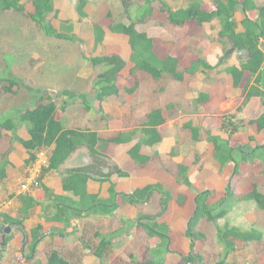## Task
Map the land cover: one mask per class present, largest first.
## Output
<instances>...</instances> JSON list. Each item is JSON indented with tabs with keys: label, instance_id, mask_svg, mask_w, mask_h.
I'll use <instances>...</instances> for the list:
<instances>
[{
	"label": "trees",
	"instance_id": "16d2710c",
	"mask_svg": "<svg viewBox=\"0 0 264 264\" xmlns=\"http://www.w3.org/2000/svg\"><path fill=\"white\" fill-rule=\"evenodd\" d=\"M22 0H0L1 15H21L34 28L46 37H53L56 40L76 42L79 40L75 34H68L56 28L53 24V18H58V11L55 8V0H29L33 6V12H27L25 6L21 4ZM125 14L129 19V24H111L109 30L115 35H122L127 38L130 47V62L133 67L130 69V76L136 82L132 89L125 90L129 93L134 92L141 87L142 80H154L163 82L165 79H171L177 82H184L185 76L194 78L202 71L218 70L229 59L227 52L235 44L236 52L246 50L248 55L239 61L238 65L229 66L224 71L231 75L234 86L238 88L245 80L246 74H249L248 83L244 87L245 101L253 97L262 98L264 108V93L259 89L261 85L262 73L264 70V2L260 0H211L215 9L211 12L204 11L200 4L194 3L182 11L174 9L165 1L161 3L160 12L167 16V24L174 28H183L189 22H196L203 27L205 24L219 21L220 31L218 33V42L224 47V56L217 65H210L205 60L195 61L189 68L181 70V60L168 56L160 58L154 52V39L148 34L140 32L137 27L139 24L154 19L155 7L152 5L154 0H120ZM88 0H79L78 14L80 17H86V8ZM240 12L244 19L241 26L244 32H237V22L235 15ZM258 12L256 20L249 18L248 13ZM96 44L104 40L105 30L98 24L93 26ZM227 47H230L227 48ZM89 62L94 67L103 66L105 70L98 74L93 82L94 96L93 101L90 95L66 90L63 95L70 100H81L83 109L91 112L93 102L100 104L106 100L120 98L122 91L117 85L119 75L127 68V62L118 55L93 57ZM5 74L0 75V92L4 95L16 96L22 88V83L17 78L12 77V72L7 65ZM144 73L147 76L140 77ZM209 101V95L200 93L199 105ZM68 104V102L66 101ZM63 108V107H62ZM173 107L154 108L145 115V121L139 125V129L122 130L109 138H101L97 132L91 129H70L66 130L61 119H59L60 108L57 101L49 94L41 95L34 105L26 109L18 118L0 120V147L10 144L7 152L0 156V181L6 178V166L9 164L8 155L12 152L14 142L20 143L28 152L29 159L27 165H32L37 161L38 155L54 147L47 167L42 169L40 177V188L44 190L45 202H39L29 195L19 197L22 208L19 216L13 218L8 214L0 212V228L2 226H11L13 228H22L24 230L25 222L30 218L31 212L36 207H42L45 220L49 223L62 224V228H55L50 235L52 240L59 239L64 242L69 236V230L76 233L78 220L85 219L92 214H112L119 204L118 197L124 204L131 205L138 212V217L133 220H123L122 228L109 234L95 233L98 243L95 246L85 244V249L92 252L93 256L100 260L110 257L115 250L114 241L123 236H130L132 230L141 229L148 237H158L161 241L155 249H148L151 256L149 262L140 263L137 257L131 253L129 255L133 264H165L166 255L171 253V231L168 225L159 224L169 209V204L173 200V192L166 189L163 184H150L137 189L131 194L119 193L116 185L112 182L114 177L125 178L129 174L118 166H111L108 162L106 150L110 145H122L133 142L135 137L140 134L141 139L131 148L129 155L133 163L141 168L149 165L155 156H147L142 153L143 147H152L163 141V137L158 128L167 123L171 117L170 113ZM102 113V108H100ZM169 115V116H168ZM104 117V115L102 116ZM22 122H28L27 131L30 135L29 140L19 138L18 131L22 128ZM242 125L243 122H241ZM248 125L255 126L258 133L264 130V111L257 119L248 122ZM222 129L230 137V132L223 124ZM192 138L195 142L200 140V129L190 128ZM208 142L213 145V159L222 171L227 165H234V176H240L247 182L250 174L240 172L242 165H263V170L258 175H252L248 180L252 185V192L242 196H237L232 187H228L224 198L216 203H210V200L216 198L213 191L206 190L195 194V211L188 223L186 237L190 240V252L182 257L181 264H208L206 257L201 252H196L197 243L207 239V235L197 229L200 222L204 220L209 225H218L219 220L226 218L229 213V202L249 201L256 202L258 208L264 211V192L261 188L264 186V144L251 147L249 144L233 145L231 138L223 141L221 138L207 134ZM81 148H86L89 152L91 162L87 165L67 171L63 176V189L65 192H72L79 200L69 197L59 196L49 190L42 179L48 171H57L69 159V157ZM175 153L172 152L171 156ZM198 159V158H197ZM165 167V166H164ZM189 167L179 164L176 166L174 177L181 190L178 192L177 202L181 206L187 201V196L193 191V186L189 178ZM89 180H98L111 183L110 199L102 200L99 195L88 193L87 183ZM159 198V211L156 213H143V208L150 205L155 198ZM42 225L31 231L32 245L30 248L29 259L37 255L36 247L48 236L44 234ZM0 255L8 247L12 236L0 233ZM81 238V237H80ZM216 244L219 249L218 259L214 264H231L229 257L241 247L248 246L263 241V233L257 228L244 229L240 226L226 225L223 228L216 227ZM27 241V236L26 240ZM53 241V242H54ZM26 244V242H25ZM24 244V245H25ZM39 264V262L37 263ZM46 264H71L63 257L59 250L52 248L47 256ZM117 264H122L119 258Z\"/></svg>",
	"mask_w": 264,
	"mask_h": 264
},
{
	"label": "rangeland",
	"instance_id": "374dc122",
	"mask_svg": "<svg viewBox=\"0 0 264 264\" xmlns=\"http://www.w3.org/2000/svg\"><path fill=\"white\" fill-rule=\"evenodd\" d=\"M165 1L174 10L185 9L190 5L188 0ZM21 4L25 6L27 12L30 13L34 11L29 0H22ZM78 4L79 0H55V8L58 11V18H53L52 20L54 26L61 29L62 32L75 34L79 39L76 42L61 41L56 40L53 37H46L37 31L34 26L21 15L8 14L0 16V75L6 73V66L8 65L10 71L12 72V77L17 78L22 83V88H20L18 95L16 96L4 95L0 92L1 121L10 118H18L21 113L34 105L36 100L41 95L49 94L58 103L60 108L59 117L61 116V121L65 127L70 129H80L78 127L83 128L84 126L89 125L90 127L104 130L102 124H105V122H102V124L87 122L88 112L83 109L82 103H80L81 100L76 99L69 101V99L63 95L64 91L70 90L81 94L90 95L89 101H93V82L98 74L105 70V67H94L89 62V60L93 57L102 56L119 55L125 58L128 65L117 79L118 87L123 90L122 95L120 98L110 101L108 100L109 108H113L114 112L116 113L113 115H107L104 110L102 113L98 112L99 104L98 102L94 103L95 109L97 108L95 110L96 113L94 114L98 116L99 120L104 115L105 121L107 123L109 121H113L115 124L117 121H119L117 117H122L121 112H124V115H126L125 112L129 111V120H131L130 124L137 125L141 123L143 120L142 115L136 117L131 115V108H134L133 102L131 100L134 98V95H137L139 100H142L143 96H145V98L151 103H163L164 106L169 103L171 98L170 92L171 90H174V87L171 85V79H165L162 83L154 80L141 79L142 83L139 89L134 92H130V94L125 92V90L132 89L136 82V80L131 77L129 73L130 69L133 67V64L130 62L128 41L126 37L122 35H115L109 30V26L113 23H130L127 15L125 14L121 1L88 0L86 17L79 16ZM152 5L155 7L154 19L146 22L145 24H139L137 29L140 32L146 33L152 37L156 42L157 51H160L164 55L170 54L175 49H177V47H179L178 43L183 45V42L190 36V33H195L193 36L196 37L205 31V29L202 28L198 29L195 22L190 23L189 26L184 29L172 28L167 24V15L160 12V1L154 0ZM205 5V9L207 10H211L213 7L215 9L213 2L210 0L206 1ZM250 15L253 17L254 13H251ZM240 19H242V14L238 12V27L241 26L239 21ZM215 21L217 22L214 23V25H210L212 26L210 27V32H214L218 27H220L219 21ZM96 24L100 25L106 32L104 40L100 44H96L95 34L93 31V26ZM227 48L230 49V47ZM228 52V58H239L238 52L235 51L232 54H228ZM244 57L245 56H243L242 59ZM143 76L146 77L147 75L141 73L140 77ZM215 78L216 77L212 75L209 76L207 80L212 81ZM66 101L68 102V106H65ZM242 105H240L238 111L242 108ZM225 114L226 115L221 118V124H224L226 128L232 132V136L230 137L224 132L222 128L218 131L224 136L233 139L231 141L233 145H237L241 142L244 144H249L250 146L254 145L251 140V136L255 137L256 128L254 126L250 128V125H248V123L246 124L245 121L236 120L232 114L228 113V111ZM241 122H243L244 125H242ZM21 127L27 129L28 122H22ZM165 130L166 127H164L163 132H165ZM201 132L202 134L200 135V142H198L199 144L202 141H206L207 139V134H204V130ZM138 137L140 138V136ZM190 142L193 143L189 138L188 144H185L183 148L187 149ZM195 143L192 145L198 149L201 144L199 145L197 142ZM4 149L7 148L0 147V154ZM212 149L213 146L210 144L207 153L205 152L207 157L205 156L202 161V156H198L200 154L196 155L194 153L193 159L195 162H193L192 165L199 166L202 164L204 168H211L212 155L210 152ZM108 162L111 166H115L112 165L109 157ZM36 163L37 161L32 164V167L27 173H24L25 176L29 178L28 181L30 180L31 175L42 173V169L44 167L43 164L40 163L37 165ZM262 168L263 165L257 164V166L252 168L253 171L250 172L248 168L242 167L241 172L250 174L249 176L251 177L252 175L260 174L262 172ZM199 177L200 176L197 175V178ZM250 177L248 178L250 179ZM248 178L246 182L243 180L244 178L241 179L239 176H233L230 181L228 180L229 183L226 184L225 189H223V191L220 193L217 190L212 189L217 185L213 186V184L210 183L208 186V188H210L209 190L216 194V198L214 200H210V203H216L218 200L224 198L228 187H232L235 190L237 196H242L252 192V185L248 181ZM35 182L29 186V191L40 189L41 182ZM261 182L263 183L264 179H262ZM24 183L18 184V189L14 192L19 191L20 187H22ZM195 186L196 187L193 188L192 196H195L196 193L201 192L204 189L201 188V184L198 181H196ZM176 188L177 192L176 190H172L173 200L169 204V206L172 204L173 209L168 210L166 212V216L169 217V212L171 214V212H173L172 210H174V216L178 217L181 212H185L186 218H191L195 211V203L193 200L191 201L192 196L189 198L191 193L187 196L186 203L181 206L177 202L178 192L180 189L178 183L174 189ZM261 190L264 192V186L261 188ZM15 195L16 193H14V196ZM158 199V197L155 198L151 204V207L147 209L148 211L153 213L152 210H155L154 207L157 206V208H159ZM236 199L229 202V213L226 218L219 220L217 226L223 228L229 224L232 226H240L244 229L257 228L263 233V241L260 243L253 242L248 246L241 247L229 257L228 262L231 264H264V211L260 210L256 202L253 200L237 201ZM2 202L3 201H0V203ZM19 211V208H15L14 212L16 215H14L18 217ZM166 216H163V218L167 219ZM174 218L175 217H173V219ZM109 224L112 230H115L119 227V223L116 219H112ZM217 226L209 225L204 220H202L197 227L199 231L204 232L207 235V239L203 242L197 243L196 252L203 253L208 264H214L218 259L219 249L215 238ZM5 227L9 226L5 225ZM81 228L82 229L76 233V240H74L76 247L70 246L61 251L59 250L61 255L65 257L71 264H117V260L119 258L122 260V264H133L129 257L131 253L137 257L140 263H146L151 260V256L148 251L150 248V239L145 233H142V231L136 230L131 233L132 237L144 234V240L141 241V244L143 245L140 248H138V243H135L129 239L131 236L124 237L122 240L114 241L115 248L117 245L121 244V242L124 244L129 243L128 247H126L128 250L123 251L121 246H119L112 252L110 257L104 259V261H100L93 256L92 252H89L85 249V244L95 246L98 243V240L95 238V233L102 232L101 230L105 228V224L102 222L95 223L94 225L87 223ZM25 233L27 234V241H24L22 234L15 231L13 228L10 234L11 236H14V238L16 237L15 241L12 242V245L9 243L6 250L1 252L0 264H37L38 262L39 264H46L47 256L50 251L43 250L42 247L34 258L29 259L30 252L28 251L31 244V236L28 235L27 232ZM183 235L184 234L181 235L182 238ZM184 238H186V236H184ZM145 243L147 245H145ZM177 246L173 248L174 251L171 250V255L166 258L165 264H181L182 257L187 256L190 252V250L187 252L182 249H186L184 242H178ZM23 248L24 252L22 250Z\"/></svg>",
	"mask_w": 264,
	"mask_h": 264
},
{
	"label": "crops",
	"instance_id": "0c3cea01",
	"mask_svg": "<svg viewBox=\"0 0 264 264\" xmlns=\"http://www.w3.org/2000/svg\"><path fill=\"white\" fill-rule=\"evenodd\" d=\"M188 1L190 2L189 3L190 5L194 3L200 4L204 11L211 12L214 10V7L211 10L205 9L206 6L205 3L206 1L209 0H188ZM240 1L243 2L244 0H240ZM260 1L264 2V0H260ZM182 10L184 9H177L174 11H182ZM237 13L235 15L236 22H237ZM251 13H254L253 17H251L250 15ZM251 13H248L249 18H251L252 20H256L258 16V12H251ZM243 19L244 16L242 15V19L239 20L240 24ZM216 22L217 21H213L212 23L205 24L203 27L199 26L195 22L198 29L202 28L205 29V31H203L201 35L196 37L193 36V34L195 33L193 32L190 33V36L183 42L184 44L181 45L180 43H178L179 47H177V49L175 50L173 48L174 51L170 54L164 55L160 51H157L156 42L154 41V52L160 58H166L168 56L178 58L179 60H181V70H185L189 68L195 61L199 59H203L208 64L215 66L219 62H221V59L223 58L224 55V47L217 40L220 27H218L214 32H210L211 29L210 27H212L210 25H214V23ZM190 23L192 22H189L183 28H176V29L187 28ZM237 32L240 33L244 32L242 26L237 27ZM122 58L125 60L124 57ZM241 59L242 58L235 59L234 57L233 58L231 57L223 65L224 67H221L220 69L214 71H202V73L197 74V76L192 79L190 78V76L186 75L184 82H177L172 80L171 85L172 87H174L173 88L174 90H171L170 101L165 106L163 103L162 104L151 103L148 99L145 98V96H143L142 100H139L138 96L134 95V98H132L131 100L133 102V107H134L131 108V112H132L131 115H134L135 117L140 115L143 116L142 122L137 125L130 124L131 120H129L130 117L129 111L125 112L126 115H124V112H121L122 117H117L119 121H117L115 124L113 123V121H109L107 123L104 117H101V119L99 120L98 116L94 114L96 113L95 110L97 109V108L95 109L94 103L97 101L93 102L92 111L87 113L88 114L87 122L90 123L94 122L97 124L98 123L102 124V122H105V124H102L104 130H99V128L98 129L93 128L90 127L89 125L84 126L83 128L81 127L78 128L80 129L89 128L92 131L97 132L101 138H109L113 134L122 130L129 131V130L139 129L141 128L139 127V125L145 121L144 120L145 115L154 108L160 107L167 109L168 107H173L170 113L171 119L167 123H165L164 125L158 128L159 132L163 137V141L152 147H143L142 149V153L144 155L147 156L156 155L153 161L146 167L141 168L136 166L129 155V151L131 150V148L141 139L140 134H138L134 138L135 140L131 143L122 144V145L112 144L106 150V155L111 160L112 165L118 166L123 171L129 174V176L125 178L114 177L112 179V182L116 185L117 192L131 194L137 189L156 183L163 184L166 189H170L174 191L176 190L177 192L178 187L174 189L177 186V182L173 175L176 170V166L179 164L188 166L190 168L188 174L193 188L196 187L195 183L196 181H198L201 184V188H204L201 192L209 190L210 188H208V186L210 185V183H212L213 186L217 185L212 189L217 190L219 193L223 191V189H225L226 184H228L231 178L234 176V165L229 164L222 171H220L219 166L217 165L216 161L213 159V153H212L213 149H212V151L210 152L212 155V167L204 168L203 165L200 163L205 156L207 157L206 153L211 143H209L208 139H206V141H202L200 143L201 146L198 149L197 147L195 148V146L192 145L193 143H195V141L192 138V132L190 128L191 127L199 128L200 132L204 130V134L210 133L213 136L221 138L223 141H228L230 137L228 138L227 136H224L221 132L218 131L221 130L223 126V124H221V118L226 115L225 113H227V111L228 113L232 114L236 120L245 121L246 124L251 120L257 119L263 113L264 108L262 106L263 101L261 97H253L250 100L245 101L244 87L248 83L247 80L249 78V74H246L245 80L243 81L244 83L242 82L241 85L238 88H236L234 86V81L231 75L227 74L224 71L226 67L238 65ZM212 75H214L216 78L212 81L207 80V78ZM259 89L264 93V70L262 73L261 85L259 86ZM200 93L209 95V101L203 105L198 104ZM98 104H99L98 112H100V108H102V111L104 110L107 115H113L114 113H116L114 112L113 108H109L108 100L102 102L101 104L98 102ZM240 105H242V108L238 111ZM65 106H68V104L65 103ZM59 119H61V116L59 117ZM164 127H166L165 132H163ZM252 127L253 126L250 125V128ZM64 128L66 130H70V128L68 127L64 126ZM255 133H256L255 137L251 136V140L254 144L251 145V147L253 148L264 144V130L261 133H258L257 129H255ZM18 136L23 140L30 139V135L28 134V131L25 128H21L18 131ZM138 136H140V138ZM189 138L192 140L193 143L190 142L189 147L187 149H184L183 147L185 146V144H188ZM232 140L233 139H231V141ZM198 142L197 144H199ZM240 144H244V143L241 142ZM5 147L7 149H4L2 153L9 150L10 144L6 145ZM53 150L54 147L47 149L46 151L38 155V160L36 164L38 165L41 163L43 164L44 167H47L49 158L51 157ZM172 152L175 153L174 156H171ZM2 153L0 155H2ZM194 153L196 155L200 154L198 156H202L199 166L192 165L193 162H195L193 159ZM28 159H29V154L27 150L20 143L14 142L12 145V152L8 155L9 164L6 166V178L0 181V201H3L2 203H0V212L4 214H8L13 218H17V216H15L16 213L14 212L15 208H19V210L22 208V204L19 201L20 196L29 195L35 198L39 202L42 203L45 202V193L42 188L35 191L33 190V191L23 192L21 191V187H20L19 191L14 192L18 189L17 187L18 184L28 182L29 178H27L24 174L27 173L28 170L32 167V165L26 164ZM90 162H91V158L89 156L88 150L86 148H81L76 152H74L65 162V164L60 167L59 170L46 172L42 179V184H44L49 190H51L56 195L69 197L74 199L75 201L79 200V198L76 197L72 192L64 191L63 176L67 173V171L71 169L83 167ZM255 166L257 165L256 164L250 166L242 165L241 168L242 167L248 168V170L251 172L253 171L252 168H254ZM195 167L197 170L195 169ZM262 170L263 168L261 169V171ZM197 175H199L200 177L197 178ZM110 189H111V183L109 182L89 180L87 183L88 193L92 195H99V197L105 201H108L111 197ZM179 190H181V188ZM14 193H16L15 196ZM192 195H193V191L189 195V198ZM194 199L195 196H192L191 201L193 200L194 202ZM117 202L119 204V207L114 213L92 214L91 216L85 219L78 220L77 224L73 222L72 225L73 226L77 225L78 230H81L82 229L81 227H83L87 223L94 225L95 223L102 222L103 224H105V228H103L101 230L102 232H100L102 234L113 233L121 229L123 220L134 221L138 217L139 212L131 205L124 204L120 197H118ZM151 204L143 208L142 210L143 213H152L147 210L151 207ZM154 209L155 210H152L153 213H156L159 210L157 206L154 207ZM170 209H173L172 204L169 206L168 210ZM172 211L173 212H171V214L169 212L168 214L169 217L166 216L165 213L164 216H166L167 219H164L163 217L160 218L159 224H166L170 228L172 251H174L173 248H175V246L178 245V242L181 243L184 242L186 249L184 248L182 249L184 251L189 252L190 241L187 237L184 238V236H186L185 234L188 228V223L191 220L192 216L191 218H186L185 212H181V214L178 215L177 217L174 216V210ZM173 217L175 218L173 219ZM112 219H116L119 223V227L116 228L115 230H112L110 228L109 223ZM40 225H42L43 227L42 232L44 234H48V236L42 241V243L38 245V247H36V252H39L41 247L43 250H47V251H50L52 248L61 251L70 246L76 247L74 240H76L75 238L77 232L74 233L72 232V230H69L70 234L64 242H61L59 239L55 241L52 240V237L50 235L51 231H53L57 227L62 228L63 225L59 223L47 222L44 217L43 209L42 207L39 206L32 210L30 218L27 219L25 222L24 231L31 236V231ZM137 230L142 231L141 229H137ZM133 231H136V229L130 232V236L131 233H133ZM142 233L144 232L142 231ZM180 233L181 235L184 234L183 238L181 237ZM143 235L144 234H140L135 237L131 236L129 239L134 241L135 243H138L139 244L138 248H140L143 245L141 244V241L144 240ZM124 237H128V236L117 238L115 241L122 240L124 239ZM15 238L14 236H12V239L10 241L11 245L12 242L15 241ZM149 239H150L149 243L151 249L157 248L161 243L158 237H153V238L149 237ZM128 244L129 243L124 244L121 242V244L117 245L115 249L121 246V249H123V251L128 250L126 248L128 247ZM31 245H32V237L28 252H30ZM145 245L147 244L145 243ZM22 250L24 252V248ZM170 255L171 253L170 254L168 253L166 255V258Z\"/></svg>",
	"mask_w": 264,
	"mask_h": 264
},
{
	"label": "water",
	"instance_id": "95a60500",
	"mask_svg": "<svg viewBox=\"0 0 264 264\" xmlns=\"http://www.w3.org/2000/svg\"><path fill=\"white\" fill-rule=\"evenodd\" d=\"M235 46H236L235 44L232 45V48L230 49V51L228 52V54H232V53L235 52V50H236V47ZM247 55H248V53H247L246 50H242V51L238 52L239 58H242L243 56H247ZM12 230H13V227H11V226H9V227L2 226L0 228V233L1 234L4 233L6 235H9L12 232ZM14 230L17 231V232H19V233H21L22 236H23V238H24V241H25V237H26L25 231L22 228H14Z\"/></svg>",
	"mask_w": 264,
	"mask_h": 264
},
{
	"label": "built area",
	"instance_id": "2783aa9c",
	"mask_svg": "<svg viewBox=\"0 0 264 264\" xmlns=\"http://www.w3.org/2000/svg\"><path fill=\"white\" fill-rule=\"evenodd\" d=\"M30 177H31L30 180H29L26 184H23V185H22V187H21V191H23V192H28V191H29V190H28L29 186L32 185L33 182H35L37 179H38V180H37L36 182H38V181L40 180L41 173H40V174L31 175ZM36 182H35V183H36Z\"/></svg>",
	"mask_w": 264,
	"mask_h": 264
}]
</instances>
